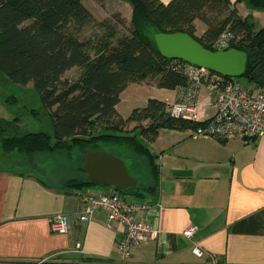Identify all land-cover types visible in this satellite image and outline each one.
<instances>
[{"label":"crops","instance_id":"obj_1","mask_svg":"<svg viewBox=\"0 0 264 264\" xmlns=\"http://www.w3.org/2000/svg\"><path fill=\"white\" fill-rule=\"evenodd\" d=\"M81 1L95 18L96 1ZM229 1L243 19L256 28L264 27V10L252 9L246 0ZM104 2L110 3V14L119 12L130 20L128 3L103 0L102 7ZM199 24L195 22L196 31ZM247 88L264 90L253 84ZM174 96L175 89L159 88L155 82L130 83L121 92L116 110L123 116L119 108L127 100L129 111L124 115H129L149 98L164 102ZM200 101L201 120L211 118L214 108L205 90ZM139 125L147 122H130L126 130L134 133ZM188 130L161 128L148 144L150 151L156 150V180L147 166L137 169L142 159L132 162L133 172L126 163L130 155L119 154L122 148L104 150L121 156L133 178L149 187L151 192L142 197L126 198L148 203L150 208L137 218L159 230L157 241L137 247L125 262L118 260L116 251L124 234L122 224L108 223L102 211H96L88 222L77 220L86 197L118 191L85 183L86 174L79 168L82 163L77 165L74 157L66 156L72 151L64 150L62 156L67 159L51 168L45 159L30 165L32 156L28 155V165L12 163L0 168V264H86V257L101 260L89 264H264V133L247 141L240 136L193 138ZM60 213L69 218L67 231L54 233L50 217ZM190 225L196 226L192 239L204 251L202 257L193 254L190 239L183 236Z\"/></svg>","mask_w":264,"mask_h":264},{"label":"trees","instance_id":"obj_2","mask_svg":"<svg viewBox=\"0 0 264 264\" xmlns=\"http://www.w3.org/2000/svg\"><path fill=\"white\" fill-rule=\"evenodd\" d=\"M124 1L132 10L129 21L114 12L97 22L101 34L82 41L78 33L95 18L81 0H0V71L17 84L32 83L53 127L52 134L20 133L18 118L0 122L4 152L31 156L71 152L77 147L84 154L117 146L131 159H142L156 180L157 156L146 143L155 141L161 128L195 129L200 124L168 117L164 102L154 98L127 117L116 110L121 92L130 83L155 82L159 88L174 89L186 82V64L159 54L153 39L157 32H186L215 50L220 34L229 31L233 36L229 46L247 54L242 77L264 89V27L252 26L229 0ZM246 1L252 9L264 10V0ZM195 22L204 26L200 35ZM73 67L78 68V76L69 81L64 74ZM130 122L147 125L130 133L126 130ZM141 184L138 181L135 187L118 193L142 197L151 192ZM99 261L84 258L86 264Z\"/></svg>","mask_w":264,"mask_h":264},{"label":"built area","instance_id":"obj_3","mask_svg":"<svg viewBox=\"0 0 264 264\" xmlns=\"http://www.w3.org/2000/svg\"><path fill=\"white\" fill-rule=\"evenodd\" d=\"M233 36L223 31L214 43L215 50L230 48ZM186 64V63H185ZM186 82L178 84L172 100L164 101V112L168 117L200 123L189 129L190 137L228 139L235 136L252 140L264 133V90L242 86L236 78H227L208 69L186 64ZM205 90L214 108V115L201 120L200 95ZM150 205L129 200L123 195L100 193L86 197L77 215L79 222H88L96 211L105 213L108 223L119 222L124 227L123 236L116 243L118 260L128 261L134 249L157 241L158 228L152 223L138 219L137 214ZM69 218L65 214L50 217V230L54 233L67 231ZM196 226H188L183 236L190 239L192 252L202 257L204 251L192 239Z\"/></svg>","mask_w":264,"mask_h":264},{"label":"rangeland","instance_id":"obj_4","mask_svg":"<svg viewBox=\"0 0 264 264\" xmlns=\"http://www.w3.org/2000/svg\"><path fill=\"white\" fill-rule=\"evenodd\" d=\"M121 1L125 2L123 0ZM96 4L97 6H95L94 8V13L96 15L94 22H90L84 25L81 31L78 33V37L82 41L89 38L93 39V37L96 34H101L103 32V29L97 25V22H99L98 20H102L101 18L105 19L104 17L108 16L111 13L110 11H112V7L110 3L107 5L106 2H104L105 4L104 7H102L101 4L98 2H96ZM200 24L196 31L197 35H200L204 28L203 25ZM77 76H78V69H72L68 71L66 75H64V78L69 81H73L77 78ZM236 79L242 86L246 88L252 85V83L248 82L243 77ZM128 105L129 103L127 102V100H124L119 110L120 111L122 110L124 114H127L129 111ZM33 109L39 112H35ZM124 114L123 117L128 116ZM14 118H18V120H15V122L19 126L20 133L41 131V132H46L48 134H52L53 132L52 119L49 113L43 108L39 99V95L34 89L32 83L29 82L25 85L17 84L13 82L5 73L0 71V122L12 121ZM148 144L149 143H146L147 146ZM153 151L156 150L152 149L151 151L153 154H155ZM62 152L65 153V151L62 150L53 151L47 154L46 157L44 155L41 156L35 155L37 153H34L31 155L32 163L30 165L35 166L36 164H39L40 161H43L45 159V163L49 168H51L52 166H55L61 161L67 159L64 156H62ZM10 153L12 154H7V152H4L1 149V145H0V168L10 167L12 163H16L20 166L23 164H27L26 154L23 153L17 154L18 152H10ZM119 154L127 157V153L123 150ZM70 155L71 157H74L76 159L77 165H80L82 163V158H81L82 153L80 152L79 148L74 147L72 149L71 154L68 153L66 156H70ZM120 159L123 161V158L121 156ZM132 162L138 163L139 160L126 158V163L128 164L130 171L133 170V166L131 165ZM144 167L146 168V164L143 163V161H141L140 164L137 166V169L139 170L140 168H144ZM133 172H136V170H133Z\"/></svg>","mask_w":264,"mask_h":264},{"label":"water","instance_id":"obj_5","mask_svg":"<svg viewBox=\"0 0 264 264\" xmlns=\"http://www.w3.org/2000/svg\"><path fill=\"white\" fill-rule=\"evenodd\" d=\"M159 54L167 59L181 60L186 64L202 67L227 78L244 75L247 54L233 47L210 50L186 32H157L153 35ZM83 172L94 185L110 186L116 191L135 187L133 178L124 162L104 150H87L82 154Z\"/></svg>","mask_w":264,"mask_h":264}]
</instances>
